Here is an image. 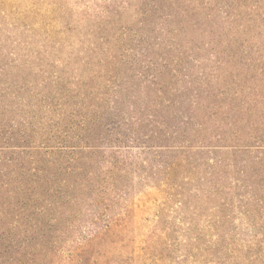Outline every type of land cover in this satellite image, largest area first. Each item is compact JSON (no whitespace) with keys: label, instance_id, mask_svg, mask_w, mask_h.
Instances as JSON below:
<instances>
[{"label":"rangeland","instance_id":"obj_1","mask_svg":"<svg viewBox=\"0 0 264 264\" xmlns=\"http://www.w3.org/2000/svg\"><path fill=\"white\" fill-rule=\"evenodd\" d=\"M232 55L264 65V0H0V264H264L189 118Z\"/></svg>","mask_w":264,"mask_h":264},{"label":"trees","instance_id":"obj_2","mask_svg":"<svg viewBox=\"0 0 264 264\" xmlns=\"http://www.w3.org/2000/svg\"><path fill=\"white\" fill-rule=\"evenodd\" d=\"M252 64L256 65L255 62L236 65L235 55H232L205 72L193 97L196 110L189 118L190 123L196 125L200 142L209 148L208 153L234 154L235 157L240 153L241 159L235 161V165L226 156L215 160L211 165L212 172L205 179L209 181L215 176L216 169L222 167L227 175L225 180L229 178L228 171L241 164L239 173L243 177L237 178V181L241 182L248 193L244 203L247 207H264V65H256L257 68L254 69ZM242 66L251 73L249 79L242 76ZM246 81H252V84L249 85ZM239 83H245L246 87L239 86L240 90L235 91L236 94H229L227 88L240 85ZM235 127L241 133V139L250 144L240 149L229 145L233 136L231 130ZM215 142L224 145H216ZM219 180L221 181L220 178ZM261 234L264 237V229Z\"/></svg>","mask_w":264,"mask_h":264}]
</instances>
